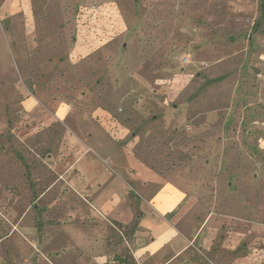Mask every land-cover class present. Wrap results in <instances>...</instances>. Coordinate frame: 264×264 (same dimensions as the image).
I'll return each mask as SVG.
<instances>
[{
	"label": "rangeland",
	"instance_id": "374dc122",
	"mask_svg": "<svg viewBox=\"0 0 264 264\" xmlns=\"http://www.w3.org/2000/svg\"><path fill=\"white\" fill-rule=\"evenodd\" d=\"M245 3L258 18L246 19ZM59 106L69 120L41 123ZM71 119L100 130L108 145L87 146L135 189L118 169L128 140L188 193L189 212L216 234L213 251L195 242L197 258L264 264V0H0V264L29 250V227L50 222L70 257L94 250L74 243L92 230L65 226L85 203L54 182L75 157ZM28 207L25 239L6 236Z\"/></svg>",
	"mask_w": 264,
	"mask_h": 264
},
{
	"label": "crops",
	"instance_id": "0c3cea01",
	"mask_svg": "<svg viewBox=\"0 0 264 264\" xmlns=\"http://www.w3.org/2000/svg\"><path fill=\"white\" fill-rule=\"evenodd\" d=\"M256 7L257 3L251 6L245 3L246 19L249 21L258 18V15L249 12L251 10L255 13ZM39 108L41 105L34 100L28 115ZM63 109V106H59L55 114L46 111L45 115L37 116L41 123L47 117L54 118L57 114L69 120V110ZM70 122L73 125L66 127L64 133L68 142L73 144L75 157L61 167L59 178L54 182L60 183V188L67 184L63 190L76 191L85 203L84 214L79 216V220L65 226L75 225L92 230L88 232L91 236L77 237L74 243L94 245L91 248L94 250L88 252V248L81 247L74 258L70 257L68 250L63 247L64 242H55L54 236L59 225L50 222L43 227L28 228V233L33 237L31 242L27 241L29 250H19L17 258L14 253H10L12 264H217L197 258L193 246L195 242L213 251L216 234L209 227L205 228V224H199L197 214L189 212L190 196L187 192L163 174L147 167L134 151L133 140H128L125 145L127 154L120 160L118 169L128 175L140 191L135 189L112 165V160L108 162L96 156L91 147L87 146L91 141L101 142L103 147L108 145L104 140H99L100 130L97 131L93 125H80L72 119ZM73 152L71 150V154ZM32 176L34 182H46L49 178L47 174ZM52 186H47L43 191L32 189L30 195L37 192L36 199H43L52 190ZM60 195L59 192L55 196ZM53 206L34 207L38 211L51 213ZM28 209L12 215L17 219L12 223L13 228L8 224L6 236L17 233L25 239L24 227L20 226ZM55 212L60 220L61 212ZM97 244L100 247L95 250ZM32 246L35 248L31 249ZM230 248L234 250L237 246ZM222 264L259 263L256 259L238 256L232 260L223 259Z\"/></svg>",
	"mask_w": 264,
	"mask_h": 264
}]
</instances>
